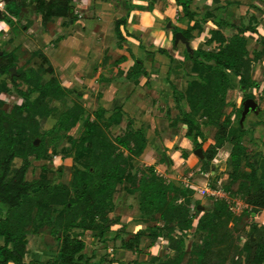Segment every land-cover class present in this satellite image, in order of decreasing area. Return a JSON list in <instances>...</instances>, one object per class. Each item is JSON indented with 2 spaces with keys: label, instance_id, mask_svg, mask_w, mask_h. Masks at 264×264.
Listing matches in <instances>:
<instances>
[{
  "label": "trees",
  "instance_id": "16d2710c",
  "mask_svg": "<svg viewBox=\"0 0 264 264\" xmlns=\"http://www.w3.org/2000/svg\"><path fill=\"white\" fill-rule=\"evenodd\" d=\"M176 2L188 23L185 29H173V40L177 32L190 37L194 30L200 31L202 23L212 15L207 11L205 17L197 18L196 12L189 7L191 0ZM72 3L73 0H4L0 23L13 26L14 18H18L28 5L34 6L42 26L54 18L75 21L78 16L69 14ZM126 22V16L114 20V34L120 46L125 41L121 27ZM222 26L232 28L233 32L226 34ZM248 32L257 33L256 25L251 22L238 25L220 19L209 30L203 46L185 51L184 60L190 61V70L195 74L180 92L187 108H178L174 115L167 114L170 126L183 125L184 136L191 140L193 148L202 149V172H211V161L218 149L226 143L231 144L229 181L224 188L243 198L249 206V210L239 215L223 197L212 199L209 207L200 209L201 202L194 198V189L164 178L154 165H135L134 161L147 146L143 129L133 128L132 119L127 118L123 134L113 138L107 134V129L123 120L121 108L108 113L98 106L89 116L85 114L83 103L74 100L59 115L54 126L42 132L40 120L57 110L55 101L65 104L70 90L55 75L49 58L42 51L36 52L42 59L39 66L21 68L17 65L15 51L0 49V92L9 91L10 83L22 98L9 110L4 108L0 98V203L3 204L0 206V264H26L27 235L39 236L44 228H48L56 241L57 251L43 264H91L84 254L86 242L82 234L90 232L101 242L111 231V224L119 223L118 216L114 219L109 216L115 209L119 187L126 195L137 198L141 220L146 222L153 218L157 222L148 231L139 229L127 239H121L122 247L137 252L141 251L142 238H148L151 245L163 238L171 251L163 258L152 255L149 264H182L185 259V264H225L229 251V259L235 264H264V225L251 223L241 246L233 243L231 231L238 226L242 215H256L264 209V155L254 163L244 144L248 128L240 124L243 104L238 108L232 106L229 113L224 111L231 103L228 100V92L233 88L231 74L237 79L242 102L254 98L251 89L258 86L253 77V65L264 58V38H260V49L250 51L245 36ZM125 59L126 56L121 55L115 63ZM11 68L16 71L13 76H10ZM146 73L142 61L135 59L127 77L137 80L139 75ZM46 74L50 77L43 82ZM18 83L28 85L27 90L20 89ZM35 92L37 95L31 98ZM80 123L83 127L80 134L72 137L69 131ZM206 126L214 127L215 132L213 141L203 148L207 140L203 129ZM46 136H50L47 141ZM64 136L70 143L62 148L64 156L72 155L74 163L67 182H53L49 176L50 163L57 154L56 144ZM36 137H41L38 145L34 144ZM182 155L186 157L185 152ZM15 158H21L22 162L10 175L11 162ZM32 160L42 161L40 173L27 179ZM242 165L247 170L242 169ZM236 182L237 188L230 190ZM192 229L194 234H201L202 240L193 242L188 250L186 237ZM124 230V227L116 230L114 239L120 238L119 232ZM235 255H238L237 260Z\"/></svg>",
  "mask_w": 264,
  "mask_h": 264
},
{
  "label": "rangeland",
  "instance_id": "374dc122",
  "mask_svg": "<svg viewBox=\"0 0 264 264\" xmlns=\"http://www.w3.org/2000/svg\"><path fill=\"white\" fill-rule=\"evenodd\" d=\"M149 1L150 0H73L72 6L74 9L70 16L73 14L77 15L79 17L78 19H82L81 22L72 23L65 18H54L46 26H42L40 19L35 12L34 6L28 5L22 10L21 15L18 18H14L13 26L0 23L6 26V29L0 27V49L5 51H15L18 56L17 65L19 67L26 68L29 66H39L42 59L36 52L42 51L49 58L54 68V73L61 83L64 86L68 85L69 87H72L66 99V103L63 104L62 102L55 101L54 105L57 107V110L47 118L40 120L42 132L53 127L59 115L66 109V107L70 106L74 100H79L83 103L86 108L85 114H88L89 116L97 109L99 104H101V94L104 93L105 95V98L102 101H107L108 105H111L114 97L113 94L115 93H113L114 87L112 85L109 86L110 82L116 84L117 82H121L122 79L124 81L123 74L121 75L116 71L117 63L111 61L116 60L121 54H128L127 47H124L126 44L123 43L121 46L118 45L117 38L111 32V26L115 18H119L130 9L129 7L131 3L134 4L136 2L137 5L141 6L145 4L148 5ZM195 2L197 9L201 11L200 15L202 16H204L207 11L212 13L216 12L218 15L221 13L218 9L219 7L215 6V4H212L211 9H206L203 8L204 5L202 0H195ZM3 8L4 5L1 4L0 9ZM251 16H254V19H250ZM228 18L233 22H236L238 25L251 22L256 25V28L258 26L256 34L249 32L246 33L247 45L250 51L256 46H258L259 49L262 47L260 38H264L262 37V34H264V0H240L232 7V10H230ZM98 21H102V25H104V27L102 26L103 33L94 36L89 32L90 29L88 27H93L94 23ZM71 23L73 25H71ZM172 31L173 30H171V32ZM76 33L83 36L80 37L81 43L69 39L70 36H74ZM225 33L230 34L232 33V30L227 29L225 30ZM257 35L259 37H256ZM85 37L93 44V46L87 49L85 48L87 42V39H84ZM64 39L69 40L64 43V48H60L61 41ZM83 42H85V45ZM75 43L80 46L84 45L82 46L83 50L80 49V52L78 51L79 49L74 50V48L77 47ZM109 59L111 61H109ZM71 63L72 65H70ZM123 66L124 68H127L126 64ZM11 70L12 72L10 73V76H13L16 71L15 69ZM122 72H124V70H122ZM49 77L50 74L43 75L42 81L44 82ZM253 77L257 80L258 86L252 88L251 91L254 94L253 99L257 102L258 106L256 110L247 113L242 121L240 118V124L245 125V127L248 128L244 137V144L248 147L249 155L253 162L257 163L261 156L264 155V62L253 65ZM231 78L233 81V88L228 92V100L231 103L224 108L225 113H229L232 110V106L238 108V106L244 102H242V92L238 88L237 79L233 77L232 74ZM8 86L10 87L9 91L0 92V98L4 101V108L6 110H9L14 104L22 101L21 96L17 92V88L11 86L10 83H8ZM18 87L22 90H27L28 85L18 83ZM128 87H131V85H128ZM134 89L138 90L137 87ZM128 90L130 91V88ZM105 92L107 93L105 94ZM36 95L37 93L35 92L32 93L30 97L34 98ZM121 95L122 96L120 97L122 98L124 93ZM120 97L117 99L120 100ZM155 99L157 103L159 102V106H162L161 109L163 110L166 104L162 103L160 94L156 95ZM176 101L177 107L174 103L171 105V114H175L178 111V108H187V103L183 98L176 97ZM161 109H159V107L156 109L154 108V115L158 116V119L162 118L163 122H166L165 124L170 126L166 112H162ZM234 117L235 116L232 115L235 123ZM127 118L129 117L123 116V120H121L118 125H112L107 129V134L110 138L123 134L126 129ZM177 126L183 128L182 132L185 131L183 125L178 124ZM82 128V123H80L72 128L69 131V134L72 137H78ZM161 129H163L161 133L163 137L165 138L168 136V131L165 128ZM203 129L207 137L206 142L203 144V148H206L207 145L213 141L215 128L206 126ZM49 138L50 136H46L45 140L47 141ZM36 139L38 140L36 145H38L41 137H36ZM69 144L70 143L65 136L56 144L57 154L51 159V172L49 174L53 182H67L70 178L71 166L74 163L73 156H64L62 150V148L68 147ZM230 149V143H226L222 148L218 149L216 157L211 161V172H202L193 169L191 171H185V173L181 174L179 178H175L176 180H179L177 181L178 184L194 189V198L199 199L201 202L198 206L200 209H204L205 206L209 207L212 203L211 200L219 197H223L231 202L233 208L232 211L237 215L245 209H250L243 198L230 193L224 188V185L229 181L227 172L229 169L228 160ZM149 151L151 152L152 150ZM187 155L188 154L186 153V157H188ZM155 156L156 158L154 159L156 160L162 157L159 154ZM193 156L196 160L203 158V156L200 157L195 153ZM144 160L143 164L148 165L152 158L148 154ZM21 162V158H15L11 162L10 175H12V169L20 166ZM43 162L47 163V161ZM41 163L42 161L32 160V165L29 167L26 174L27 179H32L39 175ZM134 164L137 165L139 163L134 161ZM162 164L164 163L161 161L160 168L155 170L158 174L168 179V177H166L164 165ZM242 169L247 170L245 165H242ZM190 172H192L191 175H189ZM212 176L214 177L212 178ZM201 188L216 191L212 194L205 193V195L202 196L199 192ZM236 188L237 182L231 185L230 190L233 191ZM124 192V189L119 187L115 196V209L109 214L111 219L118 216L120 219L119 223L111 224V231L106 233L103 241L100 242L95 239L90 232H84L82 234V238L86 242L84 254L89 258L91 264H149L152 255L158 254L163 258L165 254L171 252L167 248L166 240L163 238L157 239L152 245L148 238H142L140 242L141 251L137 252L122 247L121 239H127L133 234V232L139 229L148 231L149 227L157 224L156 220L153 218L151 220L148 219L146 222L141 220L142 218L139 212L137 198L134 195H126ZM2 205L3 204L0 203V206ZM195 222L196 220H194V224ZM253 222L258 225H264V209L256 215L254 213H251L250 215H242L240 223L238 226L234 227V229H231L232 223L229 224V229H231L233 233L232 240L234 244L238 246L243 244L248 236L250 225ZM122 227H124L125 230L119 232L120 238L114 239L116 230H119ZM193 230L194 229L190 230L186 237V246L188 250L191 248L193 242L200 243L202 240L201 234H194ZM27 237L30 243L29 249L36 250V252L39 253L38 257L42 259L49 258V256H52L57 251V243L49 234L48 228L43 229L41 237L31 233L28 234ZM1 241L2 238L0 237V242ZM229 256H231L230 251L226 256L225 264H235L229 259ZM234 259L237 260L238 255H235ZM185 260L182 264H185ZM75 264L83 263L76 262Z\"/></svg>",
  "mask_w": 264,
  "mask_h": 264
},
{
  "label": "crops",
  "instance_id": "0c3cea01",
  "mask_svg": "<svg viewBox=\"0 0 264 264\" xmlns=\"http://www.w3.org/2000/svg\"><path fill=\"white\" fill-rule=\"evenodd\" d=\"M239 1L240 0H202L204 5L203 8L211 9L212 4L218 6L221 12L220 15L213 12L212 15L207 17L202 23V29L200 31L194 30L190 37H185L183 35V39L178 38L177 40L176 38L173 40V31L171 32V30L175 27L185 29L188 20L182 17L181 6L177 4L176 0H150L148 5L145 4L141 6L137 5L136 2L134 4L131 3L130 9L122 15L127 18L125 26L121 27V29L125 36V41H123L122 44H126L124 47H127L128 54H121L125 55L126 59L116 64V71L121 75L123 74L124 81L122 79L121 82H117L116 84L110 82L109 86L112 85L114 87L113 93H115L113 94V101L111 105H108L107 101H102L105 98L102 92L103 94L100 95L101 104H99V106L104 107L108 113H111L116 108H121L123 115L132 119L133 128L143 129L148 140L147 146L135 161L139 164H143L145 161L144 159L149 154L153 161L151 160L148 165H154L156 170L160 168L162 161V163H164L162 165H164L166 177H168V180L174 181L175 183L179 181L175 178H179L185 171H191L193 169L200 170L201 159L196 160V158H194L193 154L195 153V149L193 148L191 140L184 136V132H182L183 128L177 125L167 126L162 118H160V120L158 116L154 115V108L156 109L159 107V109H161L162 107L159 106V102L157 103L155 96L160 94L162 103L166 104L164 109H161L162 112L165 111L166 115H174L170 113L171 105L174 103L177 107L176 97H180L179 92L183 91L187 86V82L195 77V74L190 70V61L183 60L185 51L191 52L203 46L205 40L209 36V30L215 27L216 21L224 19L228 22L236 23L230 20L228 16L232 7ZM189 7L196 12L197 18L203 17L200 15L201 11L197 9L195 0H191ZM78 18L79 17L71 22H81L82 19L80 20ZM72 23L71 25H73ZM102 26L104 27L102 21L95 22L93 27H88L90 29L89 32L94 36H98V34L103 33ZM221 29L224 32L227 29L233 32L232 28H227L225 26H222ZM111 32L114 34V21L111 26ZM127 34H129V36ZM246 35L247 34H245V36ZM80 37L83 36L76 33L74 36H70L69 39L81 43ZM256 37L259 36L257 35ZM262 37H264V34H262ZM84 39H87L86 45L85 42H83L86 49L93 46L88 38L85 37ZM67 40L64 39L61 41L60 48H64V43ZM77 43H75V45H77ZM82 46L78 44L74 50L79 49L78 51L80 52V49L83 50ZM255 48L259 49L258 46ZM135 59L142 61L143 67L147 72L146 74L139 75L137 80H135L134 77H127V72L134 64ZM116 60L111 61L109 59L111 62H115ZM260 62L263 63L264 58L254 63V65ZM124 64L127 65V68H124ZM70 65H72V63ZM121 69L124 70V72H122ZM128 85H131V87H128ZM65 87L69 90L72 89V87L68 85ZM135 87H137L138 90L134 89ZM129 88L130 91L128 90ZM106 93L107 92H105V94ZM122 93H124V96L121 98L120 96H122ZM119 97L122 99H120L121 101L117 99ZM182 109L186 108L182 107ZM160 127L168 131V136L165 138L161 134L163 129ZM149 150L152 151L150 152ZM183 152H186L188 157H183ZM154 154H159L162 157L156 160L154 159L156 158ZM191 174L192 172L189 173V175ZM38 237H41V234ZM29 245L30 243L28 242V251L25 255L26 264H43L42 262L48 257L46 259L38 257L39 253L36 252V250H30ZM30 260H35V262H30ZM9 264L13 263L10 262Z\"/></svg>",
  "mask_w": 264,
  "mask_h": 264
},
{
  "label": "water",
  "instance_id": "95a60500",
  "mask_svg": "<svg viewBox=\"0 0 264 264\" xmlns=\"http://www.w3.org/2000/svg\"><path fill=\"white\" fill-rule=\"evenodd\" d=\"M3 2H4V0H0V5L3 4ZM72 11H73V8H70V10H69V14L70 15H71ZM178 38L183 39V34L181 32H177L176 33V40ZM11 69H13V68H11ZM242 89H243V87H242ZM257 106H258V104L253 98H246L244 100V102H243V111H242V114H241V121L245 118L247 113H249L250 111L256 110ZM37 143H38V140L36 139L34 141V144H37ZM194 152H195V154H197L200 157L203 156L201 148L195 149Z\"/></svg>",
  "mask_w": 264,
  "mask_h": 264
},
{
  "label": "built area",
  "instance_id": "2783aa9c",
  "mask_svg": "<svg viewBox=\"0 0 264 264\" xmlns=\"http://www.w3.org/2000/svg\"><path fill=\"white\" fill-rule=\"evenodd\" d=\"M214 191H216V190H214ZM214 191H211L210 189H207V188H201L200 189V193H201V195L203 196V195H205V193L207 194H212V193H215ZM230 203V208H231V210H233V208H232V206H231V202H229Z\"/></svg>",
  "mask_w": 264,
  "mask_h": 264
},
{
  "label": "clouds",
  "instance_id": "9594fccd",
  "mask_svg": "<svg viewBox=\"0 0 264 264\" xmlns=\"http://www.w3.org/2000/svg\"><path fill=\"white\" fill-rule=\"evenodd\" d=\"M0 27H4V28L6 29V26H5V25H3V24H0Z\"/></svg>",
  "mask_w": 264,
  "mask_h": 264
}]
</instances>
